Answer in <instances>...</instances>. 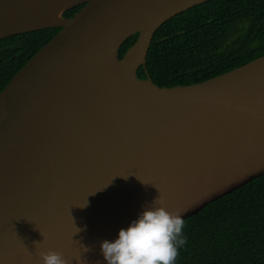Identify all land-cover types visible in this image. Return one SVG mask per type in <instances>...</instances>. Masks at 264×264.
<instances>
[{
  "label": "water",
  "instance_id": "water-1",
  "mask_svg": "<svg viewBox=\"0 0 264 264\" xmlns=\"http://www.w3.org/2000/svg\"><path fill=\"white\" fill-rule=\"evenodd\" d=\"M205 1L0 0V38L60 27L0 92V264H106L100 241L159 193L185 219L264 174V54L191 84L139 74Z\"/></svg>",
  "mask_w": 264,
  "mask_h": 264
},
{
  "label": "trees",
  "instance_id": "trees-1",
  "mask_svg": "<svg viewBox=\"0 0 264 264\" xmlns=\"http://www.w3.org/2000/svg\"><path fill=\"white\" fill-rule=\"evenodd\" d=\"M83 4L65 12L71 17ZM60 27L3 38L17 64L0 92ZM137 38L130 36L120 56ZM230 44L226 46V43ZM264 54V0H207L165 21L154 34L142 78L160 86L203 81ZM147 71V72H146ZM174 264H264V174L183 219Z\"/></svg>",
  "mask_w": 264,
  "mask_h": 264
},
{
  "label": "clouds",
  "instance_id": "clouds-1",
  "mask_svg": "<svg viewBox=\"0 0 264 264\" xmlns=\"http://www.w3.org/2000/svg\"><path fill=\"white\" fill-rule=\"evenodd\" d=\"M87 203L84 199L80 207ZM183 224L182 212L169 210L159 193L126 227L118 229L114 239L101 240L100 251L106 264H174L178 248L185 243ZM75 227L76 232L81 231ZM39 255L41 264H70L53 249L41 248Z\"/></svg>",
  "mask_w": 264,
  "mask_h": 264
},
{
  "label": "flooded vegetation",
  "instance_id": "flooded-vegetation-1",
  "mask_svg": "<svg viewBox=\"0 0 264 264\" xmlns=\"http://www.w3.org/2000/svg\"><path fill=\"white\" fill-rule=\"evenodd\" d=\"M12 36V35H11ZM10 37V36H7ZM4 37V38H7ZM3 38H0V42L3 41ZM230 43L227 42L226 46H228ZM9 47L5 43H0V77L4 78L12 67L16 66L17 62L16 58L18 57V54H13L9 51Z\"/></svg>",
  "mask_w": 264,
  "mask_h": 264
}]
</instances>
